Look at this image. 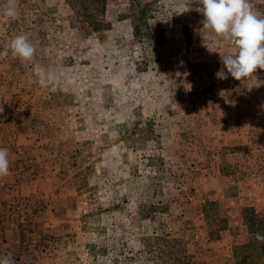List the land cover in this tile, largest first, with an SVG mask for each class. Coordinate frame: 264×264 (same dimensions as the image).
<instances>
[{"label": "rangeland", "instance_id": "obj_1", "mask_svg": "<svg viewBox=\"0 0 264 264\" xmlns=\"http://www.w3.org/2000/svg\"><path fill=\"white\" fill-rule=\"evenodd\" d=\"M73 1L0 0L17 11L0 12V258L234 264L244 209L264 208V70L218 75L236 48L204 39L196 0H157L155 48L129 0ZM20 34L34 61L12 56ZM35 63L62 86L42 88Z\"/></svg>", "mask_w": 264, "mask_h": 264}, {"label": "clouds", "instance_id": "obj_2", "mask_svg": "<svg viewBox=\"0 0 264 264\" xmlns=\"http://www.w3.org/2000/svg\"><path fill=\"white\" fill-rule=\"evenodd\" d=\"M201 7L197 9L204 17L202 31L204 39L229 41L235 48V55L222 57L227 73H218L222 79L230 75L235 80L253 77L257 70H264V16L254 11L251 0H196ZM5 16L12 18L17 11L12 6L0 9ZM11 54L22 61H34L36 47L27 34L14 36L10 40ZM33 73L42 88L56 90L61 87L60 75L50 71L40 63H35ZM9 151L0 148V177L10 174ZM257 240L264 241V236L255 234ZM0 264H16L9 253L0 258Z\"/></svg>", "mask_w": 264, "mask_h": 264}, {"label": "trees", "instance_id": "obj_3", "mask_svg": "<svg viewBox=\"0 0 264 264\" xmlns=\"http://www.w3.org/2000/svg\"><path fill=\"white\" fill-rule=\"evenodd\" d=\"M129 3L132 13L129 19L132 34L141 37V42H149L148 44L155 48L157 42H154L147 22L151 18L157 0H129ZM244 210L247 219L245 237L241 242L232 246L234 264H264V241L257 240L255 237L256 233L264 236V208L259 214L252 213V210L247 208ZM177 254L179 259H175V264H202L190 257L185 249H181Z\"/></svg>", "mask_w": 264, "mask_h": 264}]
</instances>
